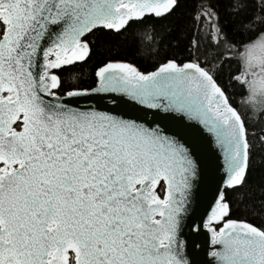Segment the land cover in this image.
Returning <instances> with one entry per match:
<instances>
[{
    "label": "snow or ice",
    "instance_id": "snow-or-ice-1",
    "mask_svg": "<svg viewBox=\"0 0 264 264\" xmlns=\"http://www.w3.org/2000/svg\"><path fill=\"white\" fill-rule=\"evenodd\" d=\"M177 7L0 0V264H195L180 239L205 150L188 137L192 125L209 134L221 164L203 218L210 264H264V223L230 218L227 199L235 192L246 215L264 217V0H224L223 20L202 2L194 20L208 30L190 40V59L147 72L109 61L93 87L58 95L57 70L89 58V35L120 34ZM134 31L141 45L168 35L150 24ZM231 60L238 106L217 80Z\"/></svg>",
    "mask_w": 264,
    "mask_h": 264
},
{
    "label": "trees",
    "instance_id": "trees-1",
    "mask_svg": "<svg viewBox=\"0 0 264 264\" xmlns=\"http://www.w3.org/2000/svg\"><path fill=\"white\" fill-rule=\"evenodd\" d=\"M208 0H179V7L162 19L154 17L147 18L143 24L133 23L120 34L109 31H96L88 36L91 46V55L85 62H78L75 65L64 67L58 70L61 77L62 87L58 90V95H63L72 89H85L94 86L95 71L99 66L109 61L128 62L137 66L141 71H152L166 58H175L178 62H185L191 57L188 56L187 49L191 39L199 33L201 38L208 30L203 21L194 20L197 9L201 3ZM219 8L222 20L224 18V0H211ZM144 24L155 25L158 34L167 33L164 42L158 43L160 36L155 37V41L149 35L142 37L143 44L139 42L141 38L135 34V29L142 28ZM230 55L225 53V56ZM239 65L235 60L224 64L223 69L217 76L218 82L224 87L233 106H238L241 98L239 85L233 84L232 88L227 87L230 75L238 74ZM243 115V109H241ZM260 179L259 173L256 176ZM252 177H250L251 181ZM239 191V190H237ZM257 195H259L257 193ZM227 199L232 204V219L247 218L254 224L264 223V217L246 215L243 206H238L240 197L232 191L227 192ZM259 206V205H257Z\"/></svg>",
    "mask_w": 264,
    "mask_h": 264
},
{
    "label": "water",
    "instance_id": "water-1",
    "mask_svg": "<svg viewBox=\"0 0 264 264\" xmlns=\"http://www.w3.org/2000/svg\"><path fill=\"white\" fill-rule=\"evenodd\" d=\"M78 103L101 104L98 100L88 98H79ZM164 123L167 124L170 130H175L176 124L174 122ZM186 131L188 137L199 139L205 145V150L197 153L202 171L200 179L193 190L190 211L183 221L180 239L186 243L185 251L189 260L194 261L195 264H210L212 259L208 255L211 249L210 234L203 227V218L209 211V205L212 203L215 188L221 176V172L219 171L221 167L220 157L218 152H214V150L208 147L211 144V137L206 132H203L198 125H192ZM194 224H199V232L191 230Z\"/></svg>",
    "mask_w": 264,
    "mask_h": 264
}]
</instances>
